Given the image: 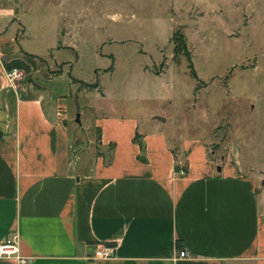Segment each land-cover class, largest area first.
I'll return each instance as SVG.
<instances>
[{"label": "crops", "instance_id": "0c3cea01", "mask_svg": "<svg viewBox=\"0 0 264 264\" xmlns=\"http://www.w3.org/2000/svg\"><path fill=\"white\" fill-rule=\"evenodd\" d=\"M16 15L0 0V242L17 234L32 264H264V192L238 148L220 165L204 137L176 145L165 120L107 115L94 125L109 161L77 163L69 73L52 77L33 62L22 79L6 76L4 61L46 55L26 48ZM106 246L114 255L94 258Z\"/></svg>", "mask_w": 264, "mask_h": 264}, {"label": "rangeland", "instance_id": "374dc122", "mask_svg": "<svg viewBox=\"0 0 264 264\" xmlns=\"http://www.w3.org/2000/svg\"><path fill=\"white\" fill-rule=\"evenodd\" d=\"M4 2L17 14L20 35L30 39L26 48L46 54L36 65L52 77L66 72L98 85L81 81L72 88L66 74L65 120L81 146L77 163L98 155L109 161L98 117H163L173 143L204 137L220 165L231 146L238 148L245 173L264 192V0ZM176 30L186 38L196 77L187 56L175 54ZM52 46L61 51L47 54Z\"/></svg>", "mask_w": 264, "mask_h": 264}, {"label": "trees", "instance_id": "16d2710c", "mask_svg": "<svg viewBox=\"0 0 264 264\" xmlns=\"http://www.w3.org/2000/svg\"><path fill=\"white\" fill-rule=\"evenodd\" d=\"M171 40L175 44V47H174L175 54L176 55L185 54L187 56L188 62H189V67L191 68V73H192V75H194L196 77V72L194 69L193 61L191 58V54H189V49H188L187 41H186L184 34L182 32H180L179 30H176L173 33ZM28 57L31 59V61H29V62L24 61L22 59H18V58L12 59L10 61H4L5 68L7 70H9L13 67H18V68L23 69L26 73H30L31 65L33 64V61L37 56L33 55V54H28ZM110 68H112V66ZM59 74H60V72H59ZM69 75L72 79V82H81L82 81V80H79L77 78H74L72 76V74H69ZM82 83L86 86H93V87L98 86L97 84H89L85 81H82ZM136 140L139 141L140 146H141V159L146 160V157L144 156L145 144L140 139H138V137L136 138ZM99 141H100V135H99ZM111 148H112V146L109 147V149H111ZM175 156H176V161H177L176 166H175L176 170L180 171V169L183 167V171L187 172L188 168H189L188 162H186V161L182 162L181 159L179 158V155L177 152H175ZM213 159H214V157H213Z\"/></svg>", "mask_w": 264, "mask_h": 264}, {"label": "built area", "instance_id": "2783aa9c", "mask_svg": "<svg viewBox=\"0 0 264 264\" xmlns=\"http://www.w3.org/2000/svg\"><path fill=\"white\" fill-rule=\"evenodd\" d=\"M6 76L10 81L14 82L15 80H20L24 77V70L18 67H13L9 70H6ZM180 171L184 172L183 167L180 169ZM113 248L114 247L106 246L102 249H99L95 253L94 258L113 256ZM179 255L181 257H187L189 252L186 250H181ZM0 257L19 259V261L24 264H32L30 259L21 255L17 234H11L5 241L0 242Z\"/></svg>", "mask_w": 264, "mask_h": 264}, {"label": "water", "instance_id": "95a60500", "mask_svg": "<svg viewBox=\"0 0 264 264\" xmlns=\"http://www.w3.org/2000/svg\"><path fill=\"white\" fill-rule=\"evenodd\" d=\"M160 119H163V117H159Z\"/></svg>", "mask_w": 264, "mask_h": 264}]
</instances>
